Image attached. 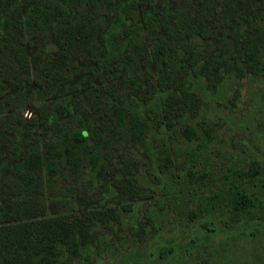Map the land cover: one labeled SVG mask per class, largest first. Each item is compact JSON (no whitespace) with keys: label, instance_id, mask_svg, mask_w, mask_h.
Wrapping results in <instances>:
<instances>
[{"label":"rangeland","instance_id":"rangeland-1","mask_svg":"<svg viewBox=\"0 0 264 264\" xmlns=\"http://www.w3.org/2000/svg\"><path fill=\"white\" fill-rule=\"evenodd\" d=\"M35 4L57 15L65 7L69 18L29 29L24 18ZM154 8L179 18L204 11L217 28L231 25L239 33L264 29V0H13L0 10V35L12 36L0 41L1 205L14 200L10 169L27 149H59L76 127L98 129L110 138L103 149L107 157L101 158L104 174L95 178L84 172L78 181L59 174L52 186L38 183L28 195V213L39 209L51 215L55 209L77 216L94 224L91 235H104L116 245L143 241L166 222L174 193L165 183L175 180L176 187L175 178L188 177L186 156L195 146L185 134L189 126L205 147L199 166H264V71L226 60L163 91L149 67L142 66L135 85L122 90L125 76L134 71L125 54L145 39L142 15ZM190 49L188 41L178 40L174 59H192ZM113 94L127 96L146 119L144 140L117 124L108 103ZM80 143L87 153L89 138ZM125 165L135 179L125 174ZM221 236L212 264H264V223L251 222L231 238ZM101 264H110L107 256Z\"/></svg>","mask_w":264,"mask_h":264},{"label":"trees","instance_id":"trees-1","mask_svg":"<svg viewBox=\"0 0 264 264\" xmlns=\"http://www.w3.org/2000/svg\"><path fill=\"white\" fill-rule=\"evenodd\" d=\"M12 1L0 0V10ZM72 1L60 0L63 4ZM58 13L39 4L31 5L24 23L29 29H45L55 17L61 22L68 20L70 13L65 7ZM142 19L145 39L135 41L129 50L132 52L125 54V64L134 71L125 76L123 91L135 85V72L142 66L149 67L163 91L175 81L181 83L190 74L196 75L226 60H242L254 71H264V29L239 33L231 25L217 28L204 11L179 18L154 8L146 10ZM8 36L3 32L0 41L12 37ZM180 39L191 44L193 58L188 61L174 59ZM20 50L25 51L23 47ZM111 96L108 103L117 124L125 133L144 140L148 136L146 119L130 106L124 94ZM185 130L190 146H195L186 156L188 177L175 178L176 187L175 180L173 186L165 183L164 188L170 187L174 193L166 222H160L154 235L126 246L116 245L104 235H91L94 224L77 216L59 214L55 209L51 215L42 214L39 209L38 213H28V195L38 183L52 186L61 178L59 174L76 181L84 177V172L101 177L106 170L101 158L107 157L103 149L109 137L104 138L98 129L76 127L67 133L59 149H27L10 169L14 200L0 204V264H101L104 256L110 264H212L219 253L214 244L222 240L220 235L231 238L251 222L264 223V166H199L205 147L194 127ZM206 135L210 136L208 132ZM88 138L91 147L86 153L80 141ZM62 161L64 165L60 164ZM123 170L135 179V171L129 165ZM19 198L23 201L18 202Z\"/></svg>","mask_w":264,"mask_h":264}]
</instances>
